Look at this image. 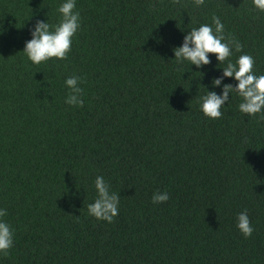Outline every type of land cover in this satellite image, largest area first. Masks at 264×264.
<instances>
[{
	"label": "trees",
	"instance_id": "obj_1",
	"mask_svg": "<svg viewBox=\"0 0 264 264\" xmlns=\"http://www.w3.org/2000/svg\"><path fill=\"white\" fill-rule=\"evenodd\" d=\"M63 0H0V208L14 246L0 264H264V119L229 94L222 117L200 97L222 78L175 61L193 27L219 17L264 75V12L252 0H77L67 59L23 53ZM83 107L65 103L70 76ZM224 84L235 85L232 78ZM205 86V87H204ZM103 176L120 197L112 223L88 214ZM167 191L166 203L153 204ZM247 210L245 238L237 216Z\"/></svg>",
	"mask_w": 264,
	"mask_h": 264
},
{
	"label": "clouds",
	"instance_id": "obj_2",
	"mask_svg": "<svg viewBox=\"0 0 264 264\" xmlns=\"http://www.w3.org/2000/svg\"><path fill=\"white\" fill-rule=\"evenodd\" d=\"M179 2V0H176ZM200 6L204 0H195ZM256 9L264 12V0H252ZM77 0H63L57 9L61 18L56 25L49 22L37 21L31 32L32 38L26 42L23 51L27 58L35 65L47 62L52 58L67 59L71 51L72 41L81 27V17L76 10ZM242 44L224 34V25L219 17H213L211 25L202 24L193 27L185 35L182 46L175 48V61L189 62L191 66L203 68L211 63L210 54L216 57L219 65L227 62L222 68L223 77L213 78L212 87L222 91H210L207 87L205 95L200 97V110L210 119L222 117V107L229 102V94H236L241 98L238 108L249 116L259 115L264 119V75L254 72V58L244 54L239 56L235 63L229 58L236 52L242 51ZM224 78H232L237 83L224 84ZM82 79L79 76H70L65 80V86L70 90L65 103L73 107H83V89L80 87ZM97 196L94 203L88 205V214L97 220L112 223L119 213L120 197L111 191L110 185L103 176L95 179ZM169 200L167 191L153 194V204L166 203ZM7 210L0 208V255L7 256L14 246V229L6 222ZM237 229L245 238H250L254 232L247 210L237 216Z\"/></svg>",
	"mask_w": 264,
	"mask_h": 264
}]
</instances>
